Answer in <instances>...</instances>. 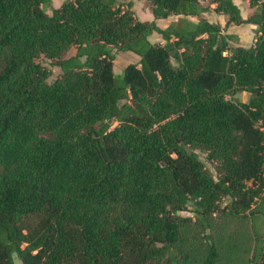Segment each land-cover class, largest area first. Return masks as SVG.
<instances>
[{"label": "trees", "instance_id": "1", "mask_svg": "<svg viewBox=\"0 0 264 264\" xmlns=\"http://www.w3.org/2000/svg\"><path fill=\"white\" fill-rule=\"evenodd\" d=\"M51 1L0 0V264L217 263L180 211L206 225L222 197L237 215L264 194V0L247 18L234 0H149L155 18L181 15L166 27L133 1ZM242 23L254 45L227 31ZM115 50L140 60L116 75Z\"/></svg>", "mask_w": 264, "mask_h": 264}, {"label": "rangeland", "instance_id": "2", "mask_svg": "<svg viewBox=\"0 0 264 264\" xmlns=\"http://www.w3.org/2000/svg\"><path fill=\"white\" fill-rule=\"evenodd\" d=\"M64 0H52L51 4L47 6V11L51 12L53 7H58ZM132 0H117L119 4H124ZM133 9L136 16L141 20H155L157 23L164 25L165 21H158L159 18H155L152 5L149 0H133ZM238 4L241 10L242 16L249 17L254 11V8L250 4L245 3L243 0H234ZM202 7L205 11H200L201 17L210 16V18H217L218 13L215 10L216 4L209 1H201ZM226 17V16H225ZM192 20H198L196 16H190ZM227 19V18H226ZM233 25V24H232ZM224 26V25H223ZM229 28V27H228ZM252 34V33H251ZM150 39L153 42H164L163 38L157 32H154ZM237 42V39H236ZM248 44V43H246ZM246 46V45H245ZM76 52V48L72 47L67 56L73 55ZM116 58L114 60V71L116 75L123 73L126 65L130 63H138L140 56L132 51H116ZM40 62L52 69V75L49 81H54L62 70L60 67L51 64V60L45 56H42ZM250 94L248 92H237L234 95H229V98L234 100L247 101ZM117 124V123H115ZM200 158L206 163L207 167L211 170L214 176H217L216 168L213 162H210L206 153L197 150ZM231 202L230 197H222L219 201L220 208L218 211L209 213L206 215V225H202L199 222V216L196 208L193 204H190L187 210L180 211V215L183 217L191 218V227L197 230L198 243L202 247H205L206 239L202 238L203 235H209L211 240L215 242L217 250L219 251V261L215 264H249L253 255L255 246V240L257 236H262L264 239V211L262 206L264 205V194L253 206L254 212H246L237 215H233L228 208V204ZM207 237V236H206ZM264 249V242H263ZM14 264H24L23 261L15 255ZM196 264H205L203 262Z\"/></svg>", "mask_w": 264, "mask_h": 264}, {"label": "crops", "instance_id": "3", "mask_svg": "<svg viewBox=\"0 0 264 264\" xmlns=\"http://www.w3.org/2000/svg\"><path fill=\"white\" fill-rule=\"evenodd\" d=\"M243 1L245 3L248 2V4H249V0H243ZM133 3H134V1H133ZM180 16L181 15H171V16H169L167 18H159L158 21H165L166 23H164V25H161V23H158V25L161 26V27H166L171 22L178 20L180 18ZM245 18H247V17H245ZM207 19L209 21H211V22H219L222 26L223 25L225 26V24H226V17L223 14L218 15L217 18H210V16H207ZM257 28L258 27H257L256 24H253V23H242V24L230 25L229 28L227 29V31L229 33H233V34H235L237 36V44L238 45L251 46V45H254V43H255L256 34H257ZM246 43H248V44H246Z\"/></svg>", "mask_w": 264, "mask_h": 264}, {"label": "water", "instance_id": "4", "mask_svg": "<svg viewBox=\"0 0 264 264\" xmlns=\"http://www.w3.org/2000/svg\"><path fill=\"white\" fill-rule=\"evenodd\" d=\"M162 165H164V163H162Z\"/></svg>", "mask_w": 264, "mask_h": 264}]
</instances>
